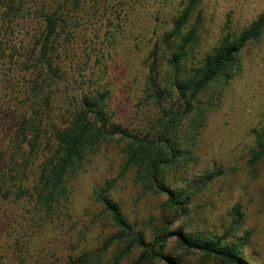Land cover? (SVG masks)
<instances>
[{
  "label": "trees",
  "instance_id": "16d2710c",
  "mask_svg": "<svg viewBox=\"0 0 264 264\" xmlns=\"http://www.w3.org/2000/svg\"><path fill=\"white\" fill-rule=\"evenodd\" d=\"M89 1L0 0V213L8 220L0 264H254L245 254L252 232H241L239 206L222 230L171 228L222 174L189 168L212 108L202 97L237 75L243 50L264 37V11L196 60L201 0H188L144 61L149 115L136 130L116 118L110 89L88 86L70 96L69 83L67 92L61 88L67 54L80 48L83 22L95 15ZM255 139L250 165L264 155L263 133ZM112 142L123 152L119 173L95 186L96 213L73 240L66 229L73 180ZM129 173L138 199L165 195L160 224L151 230L152 215L131 217L117 196ZM92 227L99 238L87 237ZM175 235L177 246L200 254L199 261L165 252Z\"/></svg>",
  "mask_w": 264,
  "mask_h": 264
},
{
  "label": "rangeland",
  "instance_id": "374dc122",
  "mask_svg": "<svg viewBox=\"0 0 264 264\" xmlns=\"http://www.w3.org/2000/svg\"><path fill=\"white\" fill-rule=\"evenodd\" d=\"M187 1L90 0L87 6L95 15L83 22L80 48L70 49L67 54L62 71L66 86L62 84V90L68 91V83L72 89L70 96L87 90L88 86L110 89L116 118L137 130L149 115L143 101L147 71L144 61L159 35L172 26ZM197 7L194 19L201 16V34L196 60L225 34L240 32L250 24L264 11V0H201ZM17 37H13L15 42ZM202 99L212 108L189 168L194 173L222 170V174L194 197L189 216L181 217L171 229L185 224L186 229L206 233L222 230V225L229 222L230 210L239 206L243 212L241 232L246 229L252 232L245 254L254 264H264V155L255 165L249 163L256 134L262 132L264 139V37L243 50L237 75L221 87L214 86ZM122 161L120 144L109 143L74 178L73 219L66 225L73 240L96 213L95 186L116 177ZM124 178L119 182L117 196L131 217L142 221L152 215L147 228L153 229L160 224V206L165 195L150 194L138 199L139 190L132 184L131 173ZM7 223L0 213V254ZM99 234H102L99 228L92 227L87 237L99 238ZM176 237L168 243L165 252L183 256L185 262L199 261L200 254L179 248ZM157 264L165 263L162 260Z\"/></svg>",
  "mask_w": 264,
  "mask_h": 264
}]
</instances>
